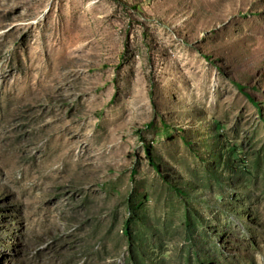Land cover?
Listing matches in <instances>:
<instances>
[{
  "label": "rangeland",
  "instance_id": "374dc122",
  "mask_svg": "<svg viewBox=\"0 0 264 264\" xmlns=\"http://www.w3.org/2000/svg\"><path fill=\"white\" fill-rule=\"evenodd\" d=\"M0 264H264V0H0Z\"/></svg>",
  "mask_w": 264,
  "mask_h": 264
},
{
  "label": "trees",
  "instance_id": "16d2710c",
  "mask_svg": "<svg viewBox=\"0 0 264 264\" xmlns=\"http://www.w3.org/2000/svg\"><path fill=\"white\" fill-rule=\"evenodd\" d=\"M118 1H121V0H118ZM234 83H235L236 88H237L241 93H243V94L247 97V99L250 101V103H251L252 105H254V106L258 109V111L260 112V115H261V114H262V113H261V109H260V106H259L258 102L256 101V99H255L253 96H251V95L245 90V86H244V85H242L241 83H238V82H234ZM147 156H148L149 164H150L153 168H155L156 170L159 171V169L157 168L156 163H155V161H154V158H153V149H152V148H148V149H147Z\"/></svg>",
  "mask_w": 264,
  "mask_h": 264
}]
</instances>
